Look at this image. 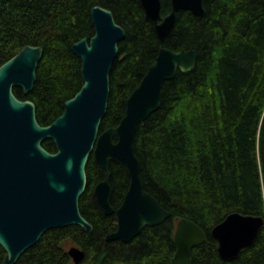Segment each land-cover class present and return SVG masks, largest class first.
<instances>
[{
  "label": "trees",
  "instance_id": "16d2710c",
  "mask_svg": "<svg viewBox=\"0 0 264 264\" xmlns=\"http://www.w3.org/2000/svg\"><path fill=\"white\" fill-rule=\"evenodd\" d=\"M171 1L162 0V16L171 13ZM95 6L110 10L126 32L111 70L100 132L120 124L127 99L162 47L198 53L191 72L178 71L164 83L160 109L135 136L144 189L171 217L129 243L107 241L117 230V217L105 215L96 200L95 186L106 171L91 155L80 211L92 233L81 226L49 230L16 264H75L71 246L84 250L80 264H172L176 225L183 218L206 234L192 250L191 264H264V229L254 246L231 262L220 258L211 235L232 213L264 217V0H205L202 18L181 10L164 43L140 0H0V66L26 46L44 51L32 92L14 88L20 100L34 102L41 126L61 116L65 102L83 86L81 60L72 46L94 35ZM42 146L57 152L53 140ZM110 171L111 204L118 209L130 177L115 162ZM5 256L0 246V264Z\"/></svg>",
  "mask_w": 264,
  "mask_h": 264
},
{
  "label": "water",
  "instance_id": "95a60500",
  "mask_svg": "<svg viewBox=\"0 0 264 264\" xmlns=\"http://www.w3.org/2000/svg\"><path fill=\"white\" fill-rule=\"evenodd\" d=\"M140 2L162 43L174 29L179 11L188 10L201 18L206 15L205 0H172V11L166 16H162V0ZM91 20L94 35L72 46L81 60L83 86L65 102L63 114L51 125L41 126L34 102L20 100L14 93L15 87L25 94L34 89L43 48L26 46L0 66V246L6 251L3 264H16L49 230L81 226L92 233L93 226L80 211L91 155L106 171L105 180L95 186L96 200L105 215L117 217V230L107 235V241L129 243L144 228L160 225L171 217L144 189L135 136L138 126L160 109L164 83L178 71L191 72L197 65L198 53L162 47L127 99L120 124L100 132L108 109L111 70L126 32L104 7L95 6ZM48 139L56 145V153L42 146ZM111 162L124 166L130 177L118 209L111 204ZM263 229L264 217L235 212L216 225L211 235L217 241L220 258L231 262L254 246ZM205 240V232L196 223L178 220L172 264H191L192 250ZM68 253L75 264L85 258L84 250L77 246H71Z\"/></svg>",
  "mask_w": 264,
  "mask_h": 264
}]
</instances>
